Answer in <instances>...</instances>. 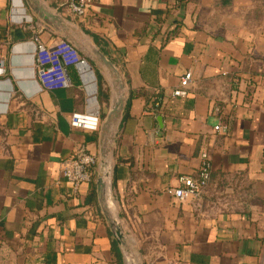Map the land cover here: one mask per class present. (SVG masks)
Listing matches in <instances>:
<instances>
[{"label": "crops", "instance_id": "obj_1", "mask_svg": "<svg viewBox=\"0 0 264 264\" xmlns=\"http://www.w3.org/2000/svg\"><path fill=\"white\" fill-rule=\"evenodd\" d=\"M43 1L123 79L108 203L141 264H264V0H99L81 19ZM60 39L0 0V76L11 55L15 79L0 77V264H125L95 181L61 177L77 148L98 157V133L70 126L98 106L84 63L67 68L68 88L34 80L35 44ZM188 72V94L172 97ZM202 154L207 186L178 201Z\"/></svg>", "mask_w": 264, "mask_h": 264}, {"label": "built area", "instance_id": "obj_2", "mask_svg": "<svg viewBox=\"0 0 264 264\" xmlns=\"http://www.w3.org/2000/svg\"><path fill=\"white\" fill-rule=\"evenodd\" d=\"M99 0H57L59 9L67 16L83 18L87 9ZM37 42V41H36ZM84 63L79 53L65 40L60 39L49 46L40 42L35 44L33 54V71L35 80L41 90L52 91L68 88L71 83L67 75V68ZM192 83L191 73L184 74L179 80V86L171 93L172 97L184 98L188 94ZM158 106V103L155 104ZM87 114L71 115L70 126L87 131L98 132L99 118L87 106ZM223 128L217 125L214 130L220 132ZM98 167V157L84 147L63 161L61 177L74 187L94 181ZM211 166L207 154L201 155V164L196 177H180L178 187L174 190V197L178 201L197 199L203 193L210 177Z\"/></svg>", "mask_w": 264, "mask_h": 264}, {"label": "water", "instance_id": "obj_3", "mask_svg": "<svg viewBox=\"0 0 264 264\" xmlns=\"http://www.w3.org/2000/svg\"><path fill=\"white\" fill-rule=\"evenodd\" d=\"M20 3L24 10L28 9L40 21L61 34L65 41L83 57L87 70L90 71L94 78V86H96V78L94 74V70H96L101 73L108 82L111 91V99L112 96L115 95L113 104L110 106L109 111L97 132L98 167L94 179L95 190L102 214L116 244L123 253L125 264H141L138 258L137 261L133 259L134 256L131 254L132 250L130 249L131 246H133L132 242L124 233L120 224L119 216L108 203L110 176L113 167V161L111 163L110 161L113 156L115 133L126 100L123 79L114 65L94 45L80 37L76 28L63 16L49 9L43 0H20ZM31 61L33 62V55ZM8 83L12 88L10 80H8ZM106 166L109 167V170L107 174H104L103 169Z\"/></svg>", "mask_w": 264, "mask_h": 264}, {"label": "rangeland", "instance_id": "obj_4", "mask_svg": "<svg viewBox=\"0 0 264 264\" xmlns=\"http://www.w3.org/2000/svg\"><path fill=\"white\" fill-rule=\"evenodd\" d=\"M33 68V66H32ZM12 58L11 55L10 57L8 56L6 59V63H5V73H3L0 77L3 78V80H6L7 78H13L12 75ZM94 74H95V78H96V86H94V98L96 99V103L98 106V111H97V115L99 118V126H101L104 118L106 117L109 108H110V102H111V91H110V87L108 82L106 81V79L104 78V76L99 73L98 71L94 70ZM35 76V73H34ZM15 81V79H14ZM12 81L13 84V92L12 94H15L16 92H18L19 90H21L18 85L16 84V82ZM11 94V93H10ZM113 161V156L111 158L110 163ZM131 254L134 256V260H140L138 251L136 250L135 246H131L130 248ZM138 258V259H137Z\"/></svg>", "mask_w": 264, "mask_h": 264}, {"label": "bare ground", "instance_id": "obj_5", "mask_svg": "<svg viewBox=\"0 0 264 264\" xmlns=\"http://www.w3.org/2000/svg\"><path fill=\"white\" fill-rule=\"evenodd\" d=\"M87 73L89 74V78H90L92 84L94 85V82H93V79H94V78L92 77V74L90 73V71H87ZM114 99H115V95H113V99H111L112 101L110 102V106L113 104ZM91 104H92L93 110L96 111V109H97V108H96V103H95V101H94L93 99H92V101H91ZM107 168H108V166H106V167L103 169L104 174H106Z\"/></svg>", "mask_w": 264, "mask_h": 264}]
</instances>
